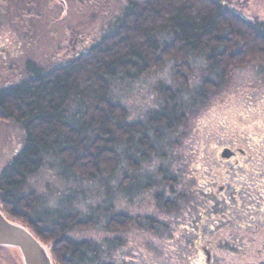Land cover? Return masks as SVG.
<instances>
[{
  "label": "rangeland",
  "instance_id": "rangeland-1",
  "mask_svg": "<svg viewBox=\"0 0 264 264\" xmlns=\"http://www.w3.org/2000/svg\"><path fill=\"white\" fill-rule=\"evenodd\" d=\"M223 1L250 20L264 21V0ZM125 4L126 0H0V87L27 76L28 60L52 68L85 53L112 28ZM189 60L185 81L176 76L181 61L175 58L139 75L121 73L111 79V97L127 107L128 121H143L149 131L150 121L157 118L156 110L169 111V107L170 114L174 108L172 117L177 118L167 127L165 147L139 159L134 164L137 170L132 168L141 174L143 185L152 179L156 185L140 184L131 198L119 195L116 189V207L136 216L126 226L116 228L124 242L110 253L109 260L115 264H250L263 255V249L250 246V234L243 236L241 223L245 218L221 213L215 191L219 182L212 184L211 177L223 173V180L230 181L232 187L237 184L249 192L250 175L239 179V173L246 172L242 167L263 165L264 155L250 160V144H254L250 124L264 129V64L250 57H232L229 63L221 60L225 68L221 71L204 56ZM25 135L20 122L0 116V172L19 152ZM260 136L264 137V132L258 130L256 139ZM230 145L244 148L248 156L239 154L238 163L224 159L218 153ZM134 149L139 152V147ZM49 167L47 164L28 180L38 189L44 207L57 206L61 195L56 192L67 188V182ZM160 167L163 173H158ZM152 170L153 177L143 175ZM97 182H80L87 193L75 198L77 208L85 209L88 202L96 203L100 198L102 181ZM93 186L97 188L88 193ZM212 186V193L204 195L211 202V208L204 209L209 217H200L201 207L195 203L202 204L199 193ZM170 189L178 194L172 195ZM249 199L242 202L244 208L250 207ZM229 200L231 205L237 202ZM146 215L160 220L157 231L148 229ZM198 225L209 233L206 239L210 247L199 242L195 233ZM71 234L98 241L109 235L96 226L76 228ZM202 245L213 251V263H203ZM22 259L18 248L0 247V264H24Z\"/></svg>",
  "mask_w": 264,
  "mask_h": 264
},
{
  "label": "trees",
  "instance_id": "trees-1",
  "mask_svg": "<svg viewBox=\"0 0 264 264\" xmlns=\"http://www.w3.org/2000/svg\"><path fill=\"white\" fill-rule=\"evenodd\" d=\"M114 23L85 53L52 68L28 60L27 76L0 87V116L26 131L19 152L0 172V208L49 247L54 264H115L110 253L124 242L116 228L136 216L116 207V189L131 198L143 185L134 164L165 147L167 127L177 119L166 106L169 111L156 110L149 131L143 121H128L127 107L111 97L112 78L160 68L170 58L181 61L176 76L183 81L193 56L221 71V60L232 57L264 64V21L250 20L223 0H126ZM47 164L67 182L56 192L57 206L44 207L28 181ZM143 175L153 177V170ZM98 180L100 198L77 208L75 198L87 193L80 182ZM91 226L109 235L98 241L71 234Z\"/></svg>",
  "mask_w": 264,
  "mask_h": 264
},
{
  "label": "flooded vegetation",
  "instance_id": "flooded-vegetation-1",
  "mask_svg": "<svg viewBox=\"0 0 264 264\" xmlns=\"http://www.w3.org/2000/svg\"><path fill=\"white\" fill-rule=\"evenodd\" d=\"M260 126L262 125L258 124V128H255V125L250 124V140L254 142V144H250V160L252 159V161L253 159H255V157H257V155H264V137L260 136V138L256 139L258 130L261 133L264 132V129H260ZM255 145L257 146L256 151L254 150ZM218 154L224 157V159L234 160L235 163L239 162V154L248 156L247 151L244 148L234 147L231 145L222 147ZM262 162L263 165L251 164L250 167L240 166L244 168L246 172L239 173V179L244 177L245 175H250L249 192H245L242 187H237V184L232 187L230 181L226 182L223 180V173H215V175L211 177L212 184L219 182V184H217L218 188H216L215 191L218 193V195L216 196L218 202L220 203L218 207L221 208V213L227 212V216L229 217H236V215L239 217H244L245 221L241 223L244 228L242 229L244 232L243 236L245 237L250 234V246H257L259 249H263V255L260 257V259L256 262H250V264H264V160H262ZM236 168H238V166ZM212 188L213 186L207 188L204 193H199V195H201L202 197L203 202L202 204H200L201 202L198 201L195 204L198 208L201 207L200 217H209L204 209H210L211 202L209 201L210 203H208L204 195L206 193L211 194L213 191ZM170 192L172 195L178 194L175 189H170ZM229 196L230 198H233V200L237 201L234 202V205H231ZM247 197L250 198V207L244 208L241 204ZM146 217L148 229L152 232L157 231L160 225V222H157L158 219L155 218L156 221H154L155 219L151 215H146ZM148 217L151 219V221ZM188 217H197V215H190ZM195 233H197V237L199 238L200 243L204 242V244L210 247V240L206 239L209 233L206 234L203 231L202 226L198 225L197 229H195ZM207 246L202 245V248L205 250V256L204 254L202 255L203 263H207V261H212L213 263V261L215 260L213 251Z\"/></svg>",
  "mask_w": 264,
  "mask_h": 264
},
{
  "label": "water",
  "instance_id": "water-1",
  "mask_svg": "<svg viewBox=\"0 0 264 264\" xmlns=\"http://www.w3.org/2000/svg\"><path fill=\"white\" fill-rule=\"evenodd\" d=\"M0 246L18 248L24 264H54L49 247L28 227L10 220L1 208Z\"/></svg>",
  "mask_w": 264,
  "mask_h": 264
}]
</instances>
